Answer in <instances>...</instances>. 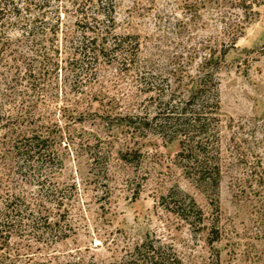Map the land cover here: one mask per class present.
<instances>
[{"label":"rangeland","instance_id":"374dc122","mask_svg":"<svg viewBox=\"0 0 264 264\" xmlns=\"http://www.w3.org/2000/svg\"><path fill=\"white\" fill-rule=\"evenodd\" d=\"M38 1L23 16L39 17V30L16 27L0 43V114L14 133L49 136L56 157L41 173L43 190L30 183L34 168L14 176L51 227L11 240L17 264L120 263L149 237L185 264H264V0ZM74 3L87 19L112 15L114 35L125 38L121 50L86 58L84 70L64 61V30L42 36L58 5L72 25ZM204 73L216 74L220 92L214 197L185 175L177 142L135 120L151 118L164 95L188 97ZM170 194L192 197L204 224L194 230L168 211ZM215 222L221 237L209 242Z\"/></svg>","mask_w":264,"mask_h":264},{"label":"trees","instance_id":"16d2710c","mask_svg":"<svg viewBox=\"0 0 264 264\" xmlns=\"http://www.w3.org/2000/svg\"><path fill=\"white\" fill-rule=\"evenodd\" d=\"M92 1L94 0H90ZM22 2L23 0H0V43L3 38L9 37L10 31L16 27L27 35H33L39 30L35 24L39 17L29 19L23 16V12L30 11L35 0H26L25 7H21ZM38 3L40 8L50 4L49 0ZM74 6L79 17L72 22V25L63 24L61 7L58 5L56 19L44 20L42 32V36L58 37L64 30L66 47L69 50L67 60L64 61L70 67L73 65L84 70L86 58L92 57L97 61L98 58L106 56L110 50L119 51L125 46V38L113 33L115 18L112 15L106 16L103 20L100 17L87 19L82 5L78 6L74 3ZM113 9L114 6H111L112 13ZM99 23L103 24L104 28L98 26ZM63 25L65 29L62 28ZM108 29L110 31H106ZM110 35L112 40L109 38ZM5 44L4 42L1 45L0 50H4ZM159 100L156 112L151 118L136 117L135 120L143 122L147 130L169 142H177L179 150L176 160L185 175L208 196L218 195L222 183L218 77L216 74L204 73L188 97L180 99L174 95L168 97L164 95ZM9 120H12V117L0 114V264H17L20 253H11L8 249L13 238L44 235V231L40 230L51 228L48 219L42 216L41 202L29 200L24 193L16 191L19 183L14 176L22 175L25 167L34 168L39 176L33 178V182L30 183L43 190L47 179L43 178L41 173L46 166L49 167L51 160L56 158L48 150L51 143L49 136L38 131L27 134L14 133L10 128ZM162 204L168 211L177 214L190 224L194 230L196 226L204 224V212L188 195L170 194L162 199ZM209 236V242L220 240L221 228L218 223L212 224ZM111 264L185 263L173 246L160 239L149 237L120 263Z\"/></svg>","mask_w":264,"mask_h":264}]
</instances>
